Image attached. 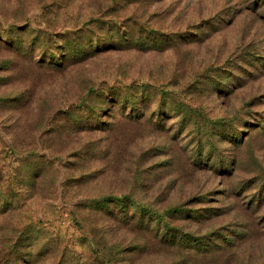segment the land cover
<instances>
[{
	"label": "rangeland",
	"instance_id": "374dc122",
	"mask_svg": "<svg viewBox=\"0 0 264 264\" xmlns=\"http://www.w3.org/2000/svg\"><path fill=\"white\" fill-rule=\"evenodd\" d=\"M0 264H264V0H0Z\"/></svg>",
	"mask_w": 264,
	"mask_h": 264
},
{
	"label": "trees",
	"instance_id": "16d2710c",
	"mask_svg": "<svg viewBox=\"0 0 264 264\" xmlns=\"http://www.w3.org/2000/svg\"><path fill=\"white\" fill-rule=\"evenodd\" d=\"M124 198H125V197H124V196H121V195H120V196H118V195L113 196V200H118V202H119V201L121 202V200H123ZM99 201H104V202H106V201H111V200H107V198H101ZM118 202H117V203H118ZM130 203H132V205H133V204L137 205V207L140 208L141 211H142L143 213H146V215H149V214L152 212V208H150V207H148V206H145V205H138L136 202H133V201H131ZM172 211H173V209H171L170 213H171ZM155 215H156V216H159V220L156 222V225L159 224L160 222L162 223L164 213H162V212H157ZM151 219L153 220L154 218H151Z\"/></svg>",
	"mask_w": 264,
	"mask_h": 264
}]
</instances>
